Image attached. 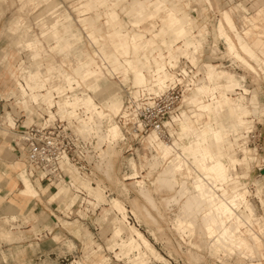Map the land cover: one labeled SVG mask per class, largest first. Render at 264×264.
Here are the masks:
<instances>
[{"label": "rangeland", "instance_id": "1", "mask_svg": "<svg viewBox=\"0 0 264 264\" xmlns=\"http://www.w3.org/2000/svg\"><path fill=\"white\" fill-rule=\"evenodd\" d=\"M55 1L56 3H58V7L50 6L49 4H46V3L35 5L32 2L27 3V4H22V2H20L19 0H0V57L2 53L5 54V52L7 51L8 57H9V65L10 66L13 65L12 66L13 69L15 68L14 67L15 61L19 59L18 62L21 67L19 78H21L22 80V82L20 81L19 83H17L16 87L13 83V80L11 79L8 80L7 85L0 81V90H9L10 88L15 87L13 91V95L17 97L18 99L25 97L23 101L22 99L21 101L25 103L27 102V105L31 107L29 104L32 103V101L30 99L31 96L29 97V94L31 92L39 91L43 87V89L41 90L42 93H45L43 96L46 98L47 96L48 97L51 96V98H47L48 100L46 98H44L43 100V96H38L37 100L39 103L37 107L39 108V110H42L43 112H45L46 110L44 109L45 107L50 108L53 104L52 91L58 92L59 95H62L65 91L71 92V94L68 95V97L69 96L70 97L65 102L64 100L66 98L63 97L58 103L60 104L62 102L65 108L62 107L60 109L59 107V109H56L54 107L51 110L52 115L49 114L50 120H53V118L55 117L54 114H59L60 116L69 118V116L72 115L71 113L72 111H74L73 113H75V109L79 107L83 108L82 106H84V104L86 103L84 104L82 103L84 101L86 102V99H87L86 97L88 96H89L88 98L93 101V105H96L99 108L103 109L99 105V103L95 101L93 96L87 92L88 85L90 86V84L94 80V79H91V80L89 79L90 78L89 74L91 73L92 78L102 77V73L99 70L87 69V67H89L90 65H93V63L90 64V61L94 60L101 67L107 81L116 82L119 85L120 93L123 95L122 97L123 104L128 105V103H130L128 102V98L131 97V98H134L133 99L134 101L136 100L134 102L135 105L137 103L140 106H143V103L148 101L147 100L148 95L147 93L142 94V92H139L137 96H134L133 94L130 93L132 90H135V88H133V84L131 83L133 79V73L131 71L132 69L131 68L129 69L128 64L125 62V58H121L118 63H115V60L113 59L104 61V59L101 56V55H104L103 52L111 53L112 51V47L109 45L107 39L104 41L101 40L100 43L92 44L87 37L89 33L93 32V30L90 28V25L89 24L83 25L81 22L78 23L76 21L77 14H79L76 7H79L81 5L83 6L86 5V3L89 2V0L87 1L84 0L81 3H79L80 0H55ZM116 1L118 0H115L114 2ZM151 1H155V0H151ZM182 1L181 0L177 1V3L179 4L175 10H178L181 4L182 6L181 8L191 15L190 21L192 24V28H197L201 30V31L200 30L198 31V33L201 32L200 33L201 35L192 36L193 41L196 42V39L198 38L196 36H199V38L204 39L205 43L203 41H200L198 48L195 43L193 47L194 52L191 53V55H189L186 48L182 46V41H181L173 46V48L171 49V52L173 55H176L178 54V52L181 51V52H185V54L190 56L191 62L197 67L196 71L199 72L197 74V85L199 81L203 78L204 71L206 70V66L208 64L213 63V64H218L219 67L223 70H231L233 72L235 71L239 73L241 77H243L242 81L246 83V90L243 88L240 89L239 86H236L235 89H233V91L228 93V96L230 97L231 100L233 101L236 100V98L240 96L241 93L244 94L241 96H245V97L252 95L253 92L257 93V95H255L256 100H253V99L252 100L249 99V100L253 101L254 104L259 106L261 112H260V116L254 119L253 122H251V125H250L251 127H249V129H246V127H242L244 125H247L245 123H242L241 125L236 126V124L233 122L231 118H227L224 123H222L219 120V123L218 122L216 123V128L215 127L213 128L214 131L220 133L222 140H223V144H224L226 139L223 134V129H225L226 125H230L232 127H235L236 129L242 127L235 131H228L226 135L227 139H229V141L233 143L232 149L229 151V155H226L224 153V147L217 145L215 141H213L214 139L212 137H210V140L207 143L202 142V144L209 146V148H211L212 151L218 157H220L225 163H228L229 157L233 155L237 157L239 160H241V162L245 161V158H246L247 164H248L247 167L243 169V168H240L239 164L235 166L234 171L231 175V180L228 181L227 184L224 185L225 186L224 190L219 191V193L220 194L222 193L224 197H229L234 192H236L239 188L243 189L245 187L247 189L248 198L256 206L257 216L248 218L246 221L239 223L238 227L240 230V228L246 225L253 226L255 227L254 228L255 230L253 229L255 231L254 233L258 235H255L254 233H253L254 235H251L255 241L254 242L253 240H251L252 243L251 241L241 242L242 240L240 239V235H239L240 232H238V234L233 238L234 241H238L240 243V245L235 246L234 249L240 254L244 255L245 257L246 256L248 257V261L244 260L242 263L235 261L234 264H264V238L263 236L259 234V232H261L262 234L264 232V202L262 203L256 194L257 189H261V196L264 199V176H263L264 175V112H263V116L261 117L262 105L264 107V73H262V71H264V58L260 56L264 54V52L257 53V50H259L260 48H263L262 47L263 43H262V40L259 39L254 44H251L250 39H248V42L251 46L252 45L256 46V47L252 46L255 54L251 58L248 57L247 55H244L243 51H240L241 50L239 47L241 43L240 39L236 41L234 37L232 36V34L229 32V27L228 25H226V21L224 20L222 13L223 11H227V13L230 14L232 21L237 27V29H238V26H237L238 24H236L237 19L239 20L238 23H240L242 16L238 12L235 13L231 9V6H229L226 0H212L213 11H210V9L205 4V2L203 1L200 2V4L202 5L203 11L201 10L202 13L201 11L198 12L197 17H193V18H192L193 13L191 12V8L192 6H195V5H196L195 7H198L195 0L193 1L191 0L192 2L190 3V5L195 2L194 5L192 4L191 7L190 5H187L188 1H185V2H182ZM242 1L245 2L246 4V0H242ZM254 1L255 0L251 1L252 7H254ZM37 2H39V0H37ZM122 5H124V2L121 3L120 6ZM118 7H117V11L119 12L121 18H123L124 22L126 23V26L130 33L133 32L130 29H133L134 31H142L147 37H150V33L146 29L151 28L150 23L152 22L154 24H158L159 20L157 21V19H154L153 21H151L150 19H147V18H155L161 14L163 15L164 13V17L162 18V24L159 27V30L154 33V34H157L156 37L154 38L161 39L162 35H168L166 40H164L167 43H170L171 40L176 38L175 37L176 35L173 34L174 31L172 33V29L170 28L167 30L165 29L166 23L168 21L170 20L174 21L178 18L176 16V11L175 10L173 11V9L170 6H166V8H164L163 11L161 12H157L156 14L155 12H153V14L151 13L147 15L145 18H141V19H137L138 14L136 12H132L134 15V18L132 19V13L127 12L129 10H126L124 13H122L120 12V9ZM111 11H112V7H105V6L99 7L98 5L94 11H91V13L96 12V13L102 14V13H108ZM66 12L71 15L73 20H75L74 23L77 27L80 24V27L84 28L83 34L79 35L83 41L81 46H79L76 40H72V43L75 45V48L78 46L79 49L81 50V52H78V54H80L79 58H82L81 60H83L81 69L86 68L85 70L82 71L83 76L82 75L80 76L81 78L80 80L74 77H70L69 75L62 74V73H69L73 75L79 64L78 62H82L81 60L74 62L75 60L74 50L75 49L74 50L72 49L68 53V56L72 60L71 61L66 60L65 58H67V55L65 52H60L59 50H51L50 47H48L46 40H44L40 36V34H37L40 31V28L35 25L36 19H39L42 17L45 19H48L50 17H52L53 19H57L63 13H66ZM172 13H173V16L171 15ZM17 14H21L23 16L24 20L26 21V22L24 21L23 23H25V25L31 28L33 33H35L41 39L44 45V49L43 50L40 49V53L37 56H35L36 54L33 53L32 58L30 57L32 54L30 50H34L35 47L39 44V40L37 39V37L30 35V38L32 37L33 38L30 39L31 43H28L29 45H27L25 44L26 42L25 38L27 36L26 35L25 37L23 36L22 44L23 42L24 44L22 46L20 44V37H19L18 31L13 30V33H9L11 31L7 30L9 22ZM205 16L208 19L207 25L205 24V22H202L201 20L197 19V18L203 19L205 18ZM221 21L224 24L230 36L232 37V39L234 40V42L236 43L241 54L245 56V58L251 64L255 66L258 73L250 71L246 67H244L243 64L240 63L238 59H236V57H234V54L232 53L230 54L227 51L224 41L222 39L219 40L217 38V26H218V22H221ZM102 22L103 20L97 21V22L94 21L95 25H97V28H99L100 30L99 33H101L104 37H106V33L108 30L103 26ZM90 23H93V22H90ZM205 25L207 27H205ZM163 26L165 28H163ZM189 27H190V24H189ZM250 28L251 27H248L245 29L246 34H244V37H247L248 33H250V35L254 34V31ZM202 33L204 34L207 33V36H204V35L202 36ZM92 34L96 35L95 31ZM257 34H259V32H257ZM50 43L54 45L53 42H50ZM102 44H105L103 47L104 48L103 51L101 50ZM205 44H210V45L204 48L203 56L200 57L199 56L200 48L205 46ZM212 44H214L216 49H213L214 47H212ZM134 45L135 47H137L135 41H134ZM147 46H148V43L143 44L144 48H147ZM161 49L162 51H165L166 48L165 46H163L161 47ZM151 50L152 49L149 47L147 51H143L142 53H147L148 55H150ZM176 51L178 52L176 53ZM153 53L156 54V52H153ZM164 55H166V52L164 53ZM86 56H88L89 58L88 57L86 58ZM211 56L214 58H211ZM230 58L234 59L237 63L235 64L231 63L232 59ZM63 59H65V62L63 61ZM3 64L7 66L6 62ZM3 64L0 63L1 68ZM133 64L140 67L143 64V61L141 62L134 61ZM157 66L164 67L165 60L160 61V63H158ZM126 68L129 71L128 81L126 83H123L125 81L124 72ZM148 68H149V64H148ZM155 68H156V65L153 68V70ZM169 68L170 70H173V71L177 70L178 68L180 69V67H177V69H173L168 66V69ZM38 69L41 70V72ZM111 71L116 73L114 75L115 77L113 78L111 77V75H109V72ZM25 72H27V74L29 75L28 77ZM59 72H62V73L59 74ZM179 72L181 73V71ZM85 73L86 74L89 73V74H87L86 76ZM141 74L140 73L136 74V79H135L136 85L138 84L141 85L143 83L145 76L144 74L143 76ZM139 76H141L140 78H142V80L139 79ZM149 79H151V77ZM70 80L75 81V82L73 81V86H70L68 84V81ZM209 83H212L211 86L216 87L215 95L219 98L222 91L225 90L224 87L227 84L226 80L219 79L215 81L214 79L212 82H209ZM42 84L44 85L42 86ZM21 86L24 88V91L21 89ZM112 88L114 87L112 86ZM109 89H110V86H107L106 90H109ZM92 90L93 92L103 91L102 87L99 86V84H96L95 86H93ZM196 93L197 92L195 89L191 93L187 94L185 96V102L182 103V105H181V99H182V96H181L178 99L179 102L175 106L177 110L174 113L171 112L170 107H167V110H166L167 112L163 119V122L165 125L164 126L165 135L169 137L167 133V129H166L169 126H170L169 129H171L175 133L173 134L172 138L171 137L166 138L165 141H169V143H172L178 137L177 123L176 122L172 124L167 123L169 120H171V118L178 117L182 115V113L188 112L189 110L195 112L194 111L196 109L195 103L194 104L190 103V99ZM5 96L7 97V95ZM74 97L76 98V101L78 98L79 99L76 102V104L73 105V102L75 101ZM197 97H198V100L207 102L208 98L210 97V94L200 93L199 95H197ZM72 98L74 99L73 102L71 101ZM111 102L115 103L116 101H111ZM62 103L60 105H62ZM67 103L69 104L67 105ZM12 104L14 105L15 108H17V110L20 111V108H21L20 105L22 104L19 105V103L18 104L15 103L14 98L12 100ZM70 105L71 106L73 105L75 108L72 106L73 107L72 109ZM201 105H198L197 108L200 107ZM112 107H113V104L111 105V108L109 110H105V109L103 110L111 114L112 119L121 127L124 133V136H125V139L118 143V146H119V147L117 146L118 152L116 156H114V164H113L112 169L110 170L109 168H105L107 167L106 165H108V162L106 158L102 159L100 152H101V149H105L106 144L104 143L103 140H101V137L99 138V135L94 134V133H90V134L87 133V136H86V133H81L82 136L94 138L93 139L95 142L94 144L96 148L98 147V150H100V152L98 151L94 156L89 158V162L90 161L92 162V166L89 169V171L82 172L79 170V168L75 164L66 165L67 172L68 174L70 173L69 174L70 179L68 180V183H64V182H61V183L66 184L72 190H75L76 188L80 186V185L79 186L77 185L78 183L83 185L84 186L83 188L85 190H88V193L91 195L90 196L91 198L89 199L93 201L92 205L96 204L95 206H98V207L95 210H93L92 206L87 204L86 199H83L82 204L80 206H78L79 204L76 202L71 208V211L63 212L62 211L63 205L60 203V207L58 209L59 211L54 213V216L59 217L57 219L59 221L58 224H60L56 230L59 231L58 233H60L61 237L63 238V239L61 238L56 239V240H61L63 244V247H62L63 251H62V257H61L62 260L60 263L61 264H83V263L84 264H224V263L230 264L232 260H229V259L226 260L225 259L226 257L223 258L224 256H227L228 251L224 250L225 252H223L222 248L224 247H221L222 245L220 243H218L220 246L219 248V246H216V244L213 245L212 243L208 242L215 234L217 235V233L220 238L222 237V234L220 233L221 227L217 226L218 229L213 230L215 232L212 233V235L213 234L214 235L213 236L210 235L211 232L210 233L208 232L209 227H206L207 226L206 223L204 224V221L201 220L197 216V214H195L198 210L197 208H196L197 210L193 213V211L195 210V208L193 207H191L190 210L192 209L191 212L195 214L196 219H192V220H195L196 222L192 221L191 219L189 221L188 217L192 215L190 214L191 212L189 211V215H188L187 213L188 211L186 210L187 209L186 207L184 209L180 208V207L186 206L184 202L186 198L189 196L188 191L185 192L186 194L182 195V193L184 192L181 191L182 190L181 184L179 185L176 183L171 184L169 183L170 182L169 179L165 180L169 184H166V182L164 183V180H162V183L160 180L161 184H158L159 182L156 181L159 172L163 169L162 164L166 163V161L178 155L180 152L174 155V151H172L171 152L172 155H169L166 158L165 157L163 158L161 156V148H163L162 145L164 144H161L159 147H156V148L150 147L151 148L150 149L148 148V145H147V139L138 141L137 139H134L131 136L127 137L125 133V129H124L127 127L123 128L122 120L119 121V117L118 116L115 117L118 114L119 109L117 112L112 111ZM132 107L134 108V104ZM86 108L87 106L85 105V107L83 108V111H85ZM208 108L209 110L207 113L212 112V113L218 114L216 111H214L211 108L210 104L208 105ZM61 110L62 111L64 110L66 113L64 111L62 112ZM242 110L245 111L244 109ZM83 111H82L83 115L74 114L76 115L75 119H77V117H80L81 119L84 118V113H86V111L85 112ZM3 116H5V114ZM2 117L0 118V122H2V119H3ZM70 117L74 118L75 116L72 115ZM248 118L251 119L253 117L249 116ZM78 120L80 119L78 118ZM128 123H129L128 125H132V121ZM95 135H97L98 137ZM12 138L13 137H11L10 140ZM97 142L99 146L97 145ZM180 143L183 144V146L189 145V143H191V145H194L195 141L194 139L190 141L187 138V139L180 141ZM197 145H198V142H197ZM212 146L216 147L217 150L215 151L212 148ZM244 146L250 147L248 149H252V150L249 151L245 148L247 152L242 153L241 148H244ZM254 148L256 149V151ZM152 153L158 154L161 157L158 156L159 157L158 160L160 161V163L158 162L157 163L159 165L155 163V165L157 166L154 165L155 166L154 167L152 163H150V165L153 166L152 167L149 165L151 167L150 168L148 165L146 166L145 164L147 162L149 163V161L152 159L153 157ZM254 154H256V160L252 162L254 159ZM144 156L148 158L145 161V163H144V160H145ZM194 157L195 156L186 157L187 161L189 162L188 168L190 169V171L189 172L184 171L182 174H179L176 177L180 181L185 180L186 181L185 184H187L189 187L192 186L193 179L197 178L201 174L198 170L197 165L194 162ZM160 158H162V161ZM132 162H134L137 165V168L139 169L138 171H140V173H138L139 177H137V179L143 180L145 182V186L148 192L147 194H149V195H146L148 199L144 197L145 193H143L144 195L141 194L142 193L140 191L141 189L138 190V188L134 186V184L131 183L134 179H125L127 175H130L132 173V168L130 166ZM105 169L107 171L110 170L108 171L109 173H107ZM160 185H164L167 188L161 187ZM82 192L83 194H81V196L87 198L85 191L82 190ZM75 193L76 192H73L70 190L68 195H74ZM150 197L154 204H150L151 202L149 203L148 200L150 199ZM113 198H118L122 202L124 207L126 208V212L124 211L125 213H123L124 217L121 216L122 214L120 215L118 210L114 209L113 206L111 205V200ZM183 203H184V206L182 205ZM136 207H139V208H136ZM142 207L145 210L141 209ZM79 210L81 212H79ZM184 210H186L187 212H185ZM144 211H146V213H144ZM147 214L149 216H147ZM184 214L186 216H184ZM232 214L233 213H231L230 211L228 212V214H224L220 216L219 217L220 225L223 224L224 226H226L225 224L227 220L231 218ZM191 217L194 218V216H191ZM113 218H116L117 222L120 221L118 222V224L119 225L122 224V227H124V228H121L120 226V228L122 229V236L118 235V237H116V235H114L115 233L113 234L114 223L111 222ZM153 219L154 221H152ZM185 219L189 223L192 221V223L190 224H194L195 226L192 225L194 227H189L190 225L189 226L187 225L188 222H186ZM127 220L129 221V223L127 222ZM19 223L20 225H18V222L14 223L12 222V220L10 221L9 218H6V219L0 218V231H1L0 232V264H35L34 262L24 263L20 260L17 261L16 258L21 256L22 253L20 252L19 249L17 251V249L15 248V244H7V243L16 242L19 240L20 242H23V240L27 237V234L29 232L27 230L28 228H23L24 227L23 223L22 222H19ZM64 223H69L70 225L68 226L62 225ZM261 224H262V228H261ZM14 226L16 227L13 230ZM131 226H134L135 228H137L139 231L143 233V236L148 240L149 245H144L141 239H139V241L138 239L136 240L138 244L137 248H134V247L130 248L129 246L127 249V246L123 245L124 244L123 241L127 240L126 238H128L130 235L129 232H132L130 229H129L130 231L127 229L128 227L130 228ZM18 227L20 229H18ZM17 230H23V237L20 239L15 236L16 234L15 231ZM7 231L10 232L9 235ZM5 232L7 233L6 235H5ZM10 237L12 240L10 239ZM7 239H9V241ZM70 241L71 243H73L72 245L69 244ZM19 247L20 249H22L21 246ZM212 248H213L214 253H212ZM129 249L130 251H128ZM256 249H258L261 254L260 260L258 258L259 257L258 251ZM85 251H86L87 257L84 254ZM247 257L245 259H247ZM76 260L78 261L75 263Z\"/></svg>", "mask_w": 264, "mask_h": 264}, {"label": "crops", "instance_id": "2", "mask_svg": "<svg viewBox=\"0 0 264 264\" xmlns=\"http://www.w3.org/2000/svg\"><path fill=\"white\" fill-rule=\"evenodd\" d=\"M19 1L22 2V4H27L30 2H32L35 5L46 3V4H49L50 6H57L58 7V3H56L55 0H39V2H37V0H19ZM83 1L84 0H80L79 3L83 2ZM114 1L115 0H89V2L86 3V5H84V6L81 5L79 7H76V9L79 12V14H77L76 21L78 23L81 22L83 25L89 24L90 28L93 30V32L95 31L96 35H93L92 34L93 32H91L87 35L89 41L92 44H97V43H100L101 40L104 41L107 39L109 45L112 47V51H111V53L103 52L104 55H101V56L104 59V61L113 59V60H115V63H118L121 58H125V62L128 64L129 69L130 68L132 69L131 71L133 73V79H132L131 83L133 84V86L137 87V86L144 85L147 82H149L150 77L151 78L154 77L152 70L155 67V65L157 66L158 63H160V61L165 60L166 56L164 55V51H162L161 47L165 46V48H166L165 51L168 53L167 57L173 58V54L171 52V49L173 48L174 45H176L180 41L177 42L175 39H173L170 41V43H167L164 40H166L168 35H162L161 39L154 38V36H153L154 33L159 30V27L162 24V18L164 17V13H163V15L161 14L162 16L159 15L158 17H155V18H147V19H150L151 21H153L154 19H157V21L159 20L158 24H154L152 22V23H150L151 28L146 29L150 33V37H147L142 31H134L133 29H130L133 31L130 33L127 26H126V23L124 22L123 18H121L119 12L117 11V7L119 6L118 8L120 9V12L124 13L126 11L125 6L134 0H118L116 2H114ZM185 1H188L187 5H190V0H183L182 2H185ZM251 1L252 0H246V4H245V2L240 0V2L243 3V5L246 7V9L248 11L247 13H245L246 18L251 20V23L250 24L249 23L244 24V26H243L244 28H242V29L240 27L241 22L238 23V21H239L238 19L236 22V24H238L237 25L238 29H237V27L235 26V24L232 21L230 14L227 13V11H223L224 14L223 13L222 14H223V18L225 16V13H227L229 15L230 20H231L230 24L226 21L225 18H224V20L226 21V25H228V27H229V32L232 34V36L234 37V39L236 41H238L240 39L241 43L244 41H247V43L249 44L248 39H250L251 44H254L259 39L262 40V43H263L262 47L263 48H260L259 50H257V53H261V52H264V0H255L254 1V7H252ZM123 2H124L125 6L124 5L120 6L121 3H123ZM231 4H233V3L229 2V6H231ZM98 5H99V7L100 6L112 7V11L108 12V13H102V14L96 13V12L91 13V11H94ZM181 7L182 6L180 4L179 9L176 11V16L178 18H180L182 21L186 20V24L188 25V27L190 24V27L193 30L192 24L190 21L191 15L188 14ZM127 12L132 13L133 10H129ZM251 13H253V14H251ZM133 18H134V15L132 13V19ZM102 20H103V22H102L103 26L108 30L106 33L107 38L104 37L101 33H99L100 30H99V28H97V25H95V23H94V21L97 22V21H102ZM116 20H117V22H116ZM144 20H146V19H144ZM24 21L25 20H24L23 16L21 14H17L9 22L7 30L11 31L9 33H13V30L18 31V34L20 37V44L22 46H23V44H22L23 36L31 35V36L37 37V39L39 40V44L35 47L34 50H30L32 52L30 57L32 58L33 53H35L36 54L35 56H37L40 53V49H42V50L44 49V45H43L41 39L35 33H33L31 28L29 26L25 25V23H23ZM244 21L245 20H243L242 22H244ZM74 22H75V20H73L71 15L66 12V13H63L57 19H53L52 17H50L48 19H45L43 17L36 19L35 25L40 28V31L37 34H40V36L44 40H46L48 47H50L51 50H59L60 52H65L67 55V58H65L66 60H70V61L72 60L68 56V53L72 49L73 50L75 49L74 50V55H75L74 62H77L78 60L82 59V58H79L80 54H78V52H81V50L79 49L78 46L75 48V45L72 43V40H76L78 42L79 46H81L83 41L79 35L83 34L84 28H81L80 24L77 27ZM90 22H93V23H90ZM113 22H115V24ZM245 25H247V26H245ZM231 26L233 29L231 28ZM248 27H251L250 29H252L254 31V34L250 35V33H248L247 34L248 36L244 37V34H246L245 29ZM257 32H259V34H257ZM205 34H207V33H205ZM218 36H219V34H218V30H217V38H218ZM134 41H135V43L139 49L137 47H135ZM200 41L204 42V39H202V38L196 39L195 43H196L197 48H198V45L200 44ZM50 42H53L54 45H52V43H50ZM144 43H148L147 48L143 47ZM224 44H225V42H224ZM104 45L105 44L101 45L102 51L104 49L103 48ZM225 46H226V44H225ZM149 47L152 49L150 55H148L147 53H142L143 51H147V49ZM253 47H256V46H253ZM213 49H216L215 46ZM153 52H156V54H154ZM260 56L262 58H264V54H262ZM87 57L88 56H86V58ZM211 58H214V57L211 56ZM65 59H63L64 62H65ZM230 59H232V58H230ZM18 60L15 61V63H14L15 68L13 69L12 68L13 65H11V66L9 65L8 52L6 51L5 54L2 53V55L0 57V63L3 64L6 62L7 66H5L3 64L2 68L0 67L1 68L0 69V81L1 82H3L4 84L7 85L8 80L11 79V80H13L15 87H16L17 83H19L20 81L22 82L21 78H19L21 67H20ZM81 61L82 62H78L79 64L77 63L78 66H77L73 75H71L69 73H62V72H59V74L62 73L64 75H69L70 77H74V78H77L80 80L81 79L80 76L83 74L82 71L86 69V68L81 69V65L83 63V60H81ZM134 61H137V62L143 61V64L140 67H138L137 65L133 64ZM91 63H93V65H90L89 67H87V69L99 70L102 73V77L101 78H92L91 73L90 74L87 73L90 76V78H89L90 80L94 79L92 81V83L90 84V86L88 85L87 92L93 96L95 101L98 102L99 105L103 109L109 110L111 108V105L113 104L112 111L117 112L118 109L120 111V109L123 107V99H122L123 95L120 93L119 85L116 82L107 81L101 67L96 63V61L91 60L90 64ZM231 63L235 64L237 62L234 59H232ZM148 64H149V68H148ZM210 65H215L218 67V70L216 71V73H214L213 76L210 78V82H212L214 79H215V81H217L219 79H225L223 75L226 73V71H231V70H223L219 67L218 64H213V63L208 64L206 66V69H208V67ZM236 65H238V64H236ZM39 71L41 72V70H39ZM205 71H204V73H205ZM138 73H143L145 76V78L143 77L144 80H143V83L141 85L135 84L136 74H138ZM262 73H264V71H262ZM115 74L116 73L113 71L109 72V75H111L112 78L115 77L114 76ZM128 74H129V71L126 68V70L124 72L125 81L123 83H126L128 81ZM143 74H142V76H143ZM237 74L240 75L239 73H237ZM242 79H243V77H241V75H240V79L238 80L239 81L238 83L244 84V86H245L246 83L244 81H242ZM207 82H208L207 79H204L202 82L200 81L198 83V85H196L195 89H196L197 95H199L200 93L201 94H210L208 101L206 102V101L198 100V97L195 94L190 99V103H193V104L195 103V106H196V109L194 110L195 112L189 110L188 112L182 113V115H180L178 117H173L171 121L167 122L170 124L176 122L177 126H178V132H177L178 137L172 143L165 144L157 136H156L157 138L154 136H150V138L147 139L148 148H150V147L156 148V147H159L161 144H164V145H162L163 148H161V156L163 158L164 157L166 158L167 156L172 155L171 154L172 151H174V155L178 152H180L181 154L184 153V155H183V158H185V159H183L184 169L182 172L176 173L175 178L177 177V175L182 174L184 171L185 172L190 171V169L188 168L189 162L186 161L187 160L186 157L187 156H195L198 153V145H197V140H196L197 137L199 136V134L202 135V134L209 132L208 124H210L213 128L214 127L216 128V122H215L214 117L215 116L217 118L221 117V115L215 114L212 112L205 113V112L197 111L198 105H201V104L209 105L214 101H220L222 110H224V111L228 110V107H231L235 104H240L241 108L244 109L245 111L248 109V106H247L248 104L246 105V103H247L246 100L242 99L245 96H241L244 94L241 93L240 94L241 97L238 96L236 98V100H234V101L231 100L230 97L228 96V93L233 91V89H235V87L238 86L237 84L228 83L226 80L227 84L224 87L225 90L222 91V93L220 94V97L218 98L215 95L216 94V87L211 86L212 83H209V87H208ZM96 84H99V86L102 87V89H103L102 92H93L92 87L95 86ZM111 85L114 88H112ZM107 86H110L109 90H106ZM15 87L10 88L9 90H0V118H1V116L4 115L5 112L10 113L14 117H17L20 115V111L17 110V108H15L14 105L12 104V101L7 100V98H14L15 103H17V104L19 103V105L22 104V105H20L21 106L20 109L23 110V112L25 113V116L27 118H31L32 113L37 114V112H39V108L37 107V105L39 103L37 100L38 96H43L45 93H42L41 91L31 92L29 94V97L31 96L30 99H31L32 103L29 104L31 106V107H29L27 105V102L26 103L22 102L25 97L18 99L17 97H15L13 95V91H14ZM239 88L241 89L242 87L239 86ZM82 89H83V87H82ZM229 89H231V90H229ZM243 89L246 90V86ZM10 93H12V94H10ZM5 95H7V97ZM255 95H257V93L253 92L252 95L247 96L245 99L256 100ZM224 96L227 97V99H228L226 103L224 102V98H223ZM43 98H44V96H43ZM21 99H22V101H21ZM111 101H116V102L112 103ZM252 110H251V112H252ZM263 112H264V107L262 105L261 117L263 116ZM10 114H7V116L2 117L3 118L2 119L3 124L12 125L13 118ZM250 125L251 124H247V125H244L242 127H246V129H249V127H251ZM242 127H240V128H242ZM240 128H238V129H240ZM238 129H236L230 125H226L225 129H223V134H224L225 139H226L225 143L223 144V147H224V153L226 155H229V151L232 149V146H233V143L230 142L229 139H227L226 135H227L228 131H234V130H238ZM192 130H194L193 134H192ZM170 133H171V135H173L175 132H173L170 129ZM8 134L9 133L3 128V126L0 125V218L7 217L10 219V221L12 220L11 217L15 218L12 220V222H14V223L18 222V225H20L19 222H22L23 226H24L23 228H28L27 230L29 232L27 234V237L23 240V242H20V240H19V241L12 242V243H7V242L6 243L7 244H15V248L17 249V251L19 249L20 252L22 253L21 256L16 258L17 261L20 260L24 263L25 262H34L35 264H61L60 262L62 260L61 257H62V251H63L62 250L63 244H62L61 240H56V239H59V238L63 239V238L61 237L60 233H58L59 231L56 230L60 225V224H58L59 221L57 219L59 217L54 216V213L59 211L58 209L60 207V203L63 205V210H62L63 212L71 211V208L73 207V205L76 202L79 204L78 206H80L82 204L83 199H86L87 204L91 205L93 210H95L98 206H95L96 204L92 205L93 201L91 199H89V198H91L90 197L91 195L88 193V190H85L83 188L84 186L79 184V183L77 185L78 186L80 185V186L78 188H76L75 190H72L69 188V186L64 184V183H68V182H64V183L60 182L62 185L59 183L53 185L52 183L41 180L38 177L37 173L27 163L25 151L23 150L22 144L21 143H13V140L12 139L10 140V138L12 137L11 134H9L11 137ZM196 134H198V135H196ZM187 138L190 141L192 139H194V141H195L194 145H191V143H189V145L183 146V144L180 143V141L187 139ZM241 146H243V145H241ZM244 147L247 150H250V149H248L250 147H246V146H244ZM184 148L187 150L185 151ZM212 148L215 151L217 150V148L214 146H212ZM255 151H256V149H255ZM156 155H157V157L160 156L158 154H156ZM144 158H145V160H144V163H145V161L148 158L146 156H144ZM170 160L171 159L166 161V163H163L162 166L164 167ZM255 160H256V154H254V159L252 162H254ZM132 163H134V162H132ZM242 163H243L244 168H246L248 165L246 158H245V161H243ZM135 166L137 168L136 164H135ZM138 170L139 169L137 168V171ZM138 173H140V171H138ZM176 180L180 181L178 179H176ZM230 180H231V178H229L228 181H230ZM156 181L158 182V176H157ZM181 181H184V180H181ZM193 181H194V179H193ZM225 184H227V182L222 183L221 190H218V192L224 190ZM160 186L165 187L164 185H160ZM165 188H167V187H165ZM239 189H241V188H239ZM70 190L73 192H76V193L74 195H68ZM82 190L85 191L87 198L81 196V194H83ZM256 194H257L258 198L260 199V201L263 203L264 199L261 196V189H257ZM220 195L222 196V201L219 203V206H218L219 210H218V214H217L219 222H220V219H219L220 216H222L224 214H228V212H230V211H231V213H233L231 215V218H229L227 220V222L225 224L226 226H224L223 224L220 225V227H221L220 233L222 234L223 239H225V237H226V239L229 243L240 245V243L238 241L233 240V238L238 234V232H240L239 235H240V239L242 240L241 242H245V241L250 242L251 240L254 241V238H252L251 235H254V234L258 235L256 233H254L255 227L250 226V225H246V226H243L242 228H240V230L238 227L239 223L246 221L248 218H252V217L257 216L256 206L248 198V194H247V200L249 203L241 205V207L238 209L231 207L229 203L225 202V200L231 198L233 196V194L229 197H224L222 193ZM221 204L223 205V207ZM79 212H81V211L79 210ZM62 225L68 226L70 224L64 223ZM15 227L16 226H14L13 230L15 229ZM261 228H262V224H261ZM21 231L23 232V230H21ZM259 234L261 236H263V238H264V232H263V234L261 232H259ZM251 243H252V241H251ZM69 244L72 245L73 243H71V241H70ZM18 245L21 246L22 249H20V247ZM97 245H99V244H97ZM256 250L258 251V256H259L258 258L260 260L261 254H260L258 249H256ZM84 254L87 257L86 251ZM5 258H6V256H5ZM77 261L78 260H76L75 263Z\"/></svg>", "mask_w": 264, "mask_h": 264}, {"label": "bare ground", "instance_id": "3", "mask_svg": "<svg viewBox=\"0 0 264 264\" xmlns=\"http://www.w3.org/2000/svg\"><path fill=\"white\" fill-rule=\"evenodd\" d=\"M177 1H180V0H155V1H151V0H134V1L130 2V3H128L126 6L125 5L124 6H125V10H133V12H136L138 14L137 15V19H141V18H145L147 15H149L151 13L153 14V12H155V14H156L157 12L163 11V9L166 8V6H170L173 9V11H174L177 8L178 4H179V3H177ZM192 1L190 0V3ZM202 1L205 2V4L210 9V11H213L212 0H195V2H196V4H197L198 7H195L196 5L195 6H192V4L194 5L195 2L190 5V6H192V8H191V12L193 13L192 18L193 17H197L198 12H200L202 10V5L200 4V2H202ZM226 1L228 2V4H229V2L230 3H233V4H231V9L235 13L236 12L240 13L241 16H242L241 18L243 20H245L244 21L245 23L241 21V25H240L241 29L244 28L243 27L244 24H246V23H249L250 24L251 23V20L247 19L246 16H245V13H247L248 11H247L246 7L243 5V3L240 2V0H226ZM175 11H177V10H175ZM202 11H201V13H202ZM173 13L171 14L172 16H173ZM204 15H205V13H204ZM224 18L230 24L231 20H230V17H229V15L227 13H225ZM197 19L198 20H201L202 22H205L206 25L208 24V19H207L206 16L203 19H201V18H197ZM116 22H117V20H116ZM113 23L115 24V22H113ZM206 25H205V27H207ZM245 26H247V25H245ZM163 28H165V27L163 26ZM169 28L172 29V33L174 31L173 34L176 35L175 36L176 37L175 39H177L176 41L177 42L178 41H180V42L182 41V46H184L186 48L187 52L189 53V55H191V53L194 52L193 51V47H194V44H195V42L192 39V36H194V35H201L200 34L201 32L198 33V30L199 29L193 28V30H192L186 24V20L182 21L181 19H178V18L176 20H174V21L173 20H170V21H168L166 23V28L165 29L167 30ZM231 28H232V26H231ZM217 30H218V34L220 36V37L218 36V39L219 40H221V39L224 40V42L226 44L227 51L230 54L231 53L234 54V57H236V59H238V61L240 63H242L245 67H247L248 70L257 73V70H256L255 66L253 64H251L245 58V56H243L241 54V52H240V51H243L244 55H247L250 58L255 54L253 48L247 43V41H244V42H242L240 44L239 47H240L241 50L239 51V48L237 47V45L235 44L234 40L232 39V37L230 36V34L228 33V31L226 30V28H225L224 24L222 23V21L221 22H218ZM154 35H155L154 37H156L157 34H154ZM203 35L204 36H207V34L202 33V36ZM26 36L27 37L25 38V41H26L25 44L29 45L28 43H31L30 42V39H32L33 37L30 38V35H26ZM196 37L199 38V36H196ZM205 41H207V40H205ZM23 44H24V42H23ZM208 45H210V44H205V46H203L202 48H200V54H199L200 57L203 56L204 48L207 47ZM212 47H214V44H212ZM165 52L166 51H164V53ZM177 52L178 51H176V53ZM195 52H196V50H195ZM167 55H168V53L166 52V55H165L166 56L165 57V66L164 67L163 66H156V68L153 70L154 77H152L149 80V82H147L144 85L137 86V87L133 86V88H135V90H132L130 92L131 94H133L134 96H137L138 93L141 92V91H146L149 94H160L162 92H166V90L169 88L170 84H172L176 80H179L180 81V78L179 79L177 78V75L175 74V71L170 70V68L168 69V66L171 67V68H173V69H177V67H180V69L182 70V73L185 75V74H187V71H186V66L188 65L187 62H190L193 65L194 70L192 71L191 74H189L187 76V78L185 80L186 91L182 95L181 105H182V103L185 102V96L187 94L191 93L196 88V85H197V74L199 72L196 71L197 70L196 65H194L191 62L190 56H188L187 54H185V52H181L180 51V52H178V54L173 55V58H169V57H167ZM193 57H194V55H193ZM195 58H197V57H195ZM189 67H190V65H189ZM217 70H218V67L217 66L210 65L208 67V69H206V71H205V73L203 75V78L200 81L202 82L204 79H207L208 80L207 83H208V87H209L210 78L213 76L214 73H216ZM27 72H25V73H26V75L28 77L29 75L27 74ZM140 77L141 76H139V79L142 80V78H140ZM224 78L227 80L228 83L237 84L238 86H240L242 88H244L246 86V85L244 86V84L238 83L239 82L238 80L240 79V75H238L235 71L234 72L233 71H226V73L224 74ZM73 81L74 80L68 81V84L70 86H73ZM43 85L44 84H42V86ZM69 85H68V87H69ZM22 86H21V89L24 91V88ZM42 89H43V87H42ZM41 90H39V91H41ZM70 90H71V88H70ZM229 90H231V89H229ZM21 93H23V92H21ZM70 94H71V92L65 91L62 95H59L58 92L52 91L53 104H52V106L50 104V106H51L50 108H48V107H45L44 108V109H46L45 110V113L48 115V120L49 121H53V120H55L57 118H60L61 120L66 121L68 123V126L71 127V128H73L74 132L78 135L79 138H81L85 142H87V141L91 142V146H92V149H93V153L90 154V155L88 154V157L89 158H91L92 156H94L98 151L100 152V150H98V147L96 148V146L94 144L95 142L93 140L94 138L82 136L81 133H86V136H87V133L88 134L94 133V134L99 135V138L101 137V140H103L104 143L106 144L105 149H101L100 155L102 156V159L103 158H106L107 159L108 165L105 164L107 166L105 168H109L111 170L112 167H113V164H114V156H116V154L118 152V150H117L118 143L121 142V141H123L125 137H124V133L122 132L120 126L112 119V116H111L110 113L102 110L101 108H99L96 105H93V101L91 99H89L88 98L89 96L87 95L88 97H86L87 98L86 99V102L84 101L82 103V104L86 103V104H84V106H82L83 108L85 107V105L88 108V110H87V108L85 109V111L87 110L88 113H87V111H86V113H84V118L81 119L80 117H77V119H75L76 118V115H83L82 114L83 108L79 107V108L75 109V113H73L74 111L71 112L72 115L75 116L74 118L73 117H70L72 115H70L69 118H66V117L60 116L59 114H54L55 117L53 118V120H50L49 114L52 115V111L51 110L54 107L56 109H59V107H60V109L62 107L65 108V106L63 105L62 102L61 103H62L63 106L60 105L61 103L60 104H58V103H59V101L63 97L66 98L64 100V102H65L70 97V96L68 97V95H70ZM44 98H46V97H44ZM44 98H43V100H44ZM47 98H51V96L50 97L47 96ZM223 98H224V102L226 103L227 100H228L227 97L224 96ZM245 98L246 97H243L242 99L246 100V102H247L246 105L248 104L247 105L248 106V109L246 111H243L242 110L240 104H235V105H233L231 107H228V110H225L224 111V110H222L220 101H214V102H212L210 104L211 105V108L214 111H216L219 115H221V117H218V118L216 116L214 117L215 122L216 123L217 122L219 123V120H220L222 123H224L227 118H231L233 120V122L236 124V126H239L242 123L251 124V122H253L254 119H256L257 117L260 116L261 110H260L259 106H257L256 104H254L253 101H251L249 99H245ZM78 99H77V101H78ZM73 100L74 99L72 98L71 101L73 102ZM77 101H76V98H75V101H74L75 103L73 102V105L76 104ZM79 101H81V100H79ZM47 102H49V101H47ZM45 103H46V101H45ZM68 104L69 103H67V105ZM73 107H72V109H73ZM207 108H208V105H204L203 104V105H201L200 107L197 108L198 109L197 111L207 113L208 110H209V108L208 109ZM65 110H67V109H65ZM251 110H252V112H251ZM85 111H83V112H85ZM55 112H56V110H55ZM67 112H69V111H67ZM4 114H5V116H7V114H10V113L5 112ZM74 114H76V115H74ZM121 114H122L123 117H125V120H126V117H127V109H126V105L125 104H123V107L120 109V111L118 112V114L116 115V117L117 116L119 117V115H121ZM249 116H251L253 118L249 119L248 118ZM12 118H13V116H12ZM78 118L80 120H78ZM171 120H172V118H171ZM171 120H169V121H171ZM13 122H14V118H13ZM13 122H12V125L3 124V122H0V125L3 126V128L9 134H11V136H13V134H14V131L11 130V127L13 126ZM125 122H124V126L122 125L123 128L127 126ZM254 124H255V122H254ZM221 125H223V124H221ZM208 128H209V132H207L205 134H202V135L199 134V136L196 139L197 142H198V146H199L198 149L199 150H198L197 155H195V157H194V162L197 165L198 170H199V172L201 174L196 179H194L192 186L189 187L187 184H185L186 183L185 180L184 181H177L176 180L177 178H175V176H174L176 173H180L184 169V162H183V159H185V158H183L184 153L183 154L179 153L178 155H176V156H174V157L171 158V160L159 172V174H158L159 181L158 182H159V184H161L162 183V180H164V183H165L166 182L165 180L166 179H169L170 180L169 183H171V184H174V183H176L178 185L181 184V188H182L181 191L184 192V193H182V195L186 194L185 192L188 191L189 196L186 198V200L184 202L186 206H184V203H183L182 205L184 207H180V208L181 209L182 208L184 209L186 207L187 208L186 210L188 212L186 210H184V211L187 212L188 215H189V211L190 212L192 211V209L190 210L191 207L195 208V210L193 209L194 210L193 213L198 209L197 210L198 213L196 212L195 214H197V216L201 220L204 221V224L206 223V225H207L206 227H209V231L208 232L209 233L211 232L210 235H212V233L215 232L213 230L214 229H218L217 226H220L219 220H218V217H217V214H218V210H219L218 209L219 203L222 201V196L219 194L218 190H221L220 187H221L222 183L228 182L229 178H231V175H232V173H233L234 168H235L236 165L239 164L240 165V168H243V169H244V166H243L241 160H239L234 155L229 157V162L227 161L228 163H225L220 157H218L212 151L211 148H209V146H206V145H203L202 144V142H206L207 143L210 140V137H212L214 139L213 141H215V143L217 145H219L221 147L223 146V140H222V137H221L220 133L214 131L213 127L210 124H208ZM166 129H167V133H168L169 137L172 138L173 135H171L169 127H167ZM193 131L194 130H192V134H193ZM97 135H95V136H97ZM196 135H198V134H196ZM150 136H154V137L157 136V137H159V139L163 143H165V144H168L169 143V141H165V139L166 138H169V137L166 136L165 133H161V132H159V130H156V129L150 131L146 136H143V138H141L140 141L145 140V139H148V138H150ZM97 145H98V142H97ZM184 150L186 151L187 149L184 148ZM249 151H251V149ZM241 152L242 153H246L247 152L246 149H245V147L244 148H241ZM152 159L150 160L151 162L148 160L149 163L147 162L148 164L146 163L145 165L146 166L147 165L149 166L150 163H152L153 166L155 165V163L157 165H159L158 163H160V161L158 160V157H157L156 154H153ZM161 161H162V159H161ZM65 163H66V165L67 164L74 165L68 159H66ZM104 163H106V162H104ZM145 165H144V167H145ZM152 165H150V166H152ZM157 165H155V166H157ZM130 166L132 168V173L130 175H127L125 177V179H134L131 183L134 184V186H136L138 188V190L141 189L140 190L142 192L141 194L145 193V196L144 197H146V195H149V194H147L148 192H147V188L145 186V182L143 180L137 179V177H138V171H137V168H136L135 164L134 163H131ZM110 170H108V171H110ZM108 171L106 170L107 173H109ZM160 180H161V183H160ZM169 183L166 182V184H169ZM146 199H148V198L146 197ZM148 201H149V203L151 202L150 204H154L153 201L151 200V197H150V199ZM225 202L229 203L230 206L233 207V208H235V209L240 208L241 205H243V204H248L249 202L247 200V190H246V188L238 189L236 192L233 193V196L231 198L225 200ZM111 205L113 206L114 209L118 210V212L120 213V215L122 214L121 216H123V213L126 212V208L124 207V205L122 204V202L118 198H113L111 200ZM154 207H155V205H154ZM136 208H139V207H136ZM141 209H143V207ZM143 210H145V209H143ZM185 212H183V213H185ZM144 213H146V211H144ZM193 213L191 212L190 214H192L191 216H194V218L191 217V216H189L188 217L189 219L187 218L189 221H190V219L191 220L192 219H196L195 214H193ZM147 216H149V215L147 214ZM184 216H186V215L184 214ZM6 218L7 217H4L3 219H6ZM11 219L13 220L15 218H12L11 217ZM152 221H154V219ZM185 221H186V219H185ZM192 221H195V220H192ZM192 221L190 223H192ZM111 222L114 223L113 234L115 233L114 235H116V237H118V235L119 236H122V229L121 228H124V227H122V224L121 223H120L121 225L118 224V222H120V221L117 222V219L116 218H113V220ZM127 222L129 223L128 220H127ZM186 222H188V221H186ZM190 223L189 222L187 223L188 226L190 225L189 227H194L195 226L194 224H190ZM192 225H194V226H192ZM120 226H121V228H120ZM127 229L128 230L130 229L132 231V232H129L130 235L128 234L129 237L126 238L127 240L123 241L124 244L122 243L124 246H127V249H128L129 246H130V248H132V247L137 248V245H138L137 242H136L137 239H138V241H139V239H141V241H143L144 245H149L148 240L143 236V233L141 231H139L137 228H135L134 226H131L130 228L128 227ZM7 232H8V235H9L10 232L9 231H7ZM15 232H16L15 236L18 237L19 239L23 237V232L21 230H17ZM6 234L7 233L5 232V235ZM12 235H14V234H12ZM217 235H218V233H217ZM217 235L215 234L213 237L211 236L212 238L210 239L209 242L212 243L213 245L216 244V246H219L218 243H220L222 245L221 247L226 248V249L222 248V250H223V252H225L224 250L228 251V254H227L228 257L227 256H224L223 258L226 257L225 258L226 260L227 259L232 260V262H230V264H234L235 261H238V262H241V263L244 260L245 261L246 260L248 261V257L247 256H246L247 259H245L246 257L244 255L240 254L239 252H237L234 249V247L237 246L236 244H231V243H229L227 241L226 237H225V239H226L225 240L222 237L220 238L219 235L218 236ZM11 237H10V239H11ZM7 238H8V236H7ZM219 238H220V240H219ZM7 240L9 241V239H7ZM139 243H141V242H139ZM219 248H220V246H219ZM128 251H130V249ZM212 253H214L213 252V248H212ZM210 254H211V252H210ZM217 256H218V254H217ZM223 263H224V261H223Z\"/></svg>", "mask_w": 264, "mask_h": 264}, {"label": "built area", "instance_id": "4", "mask_svg": "<svg viewBox=\"0 0 264 264\" xmlns=\"http://www.w3.org/2000/svg\"><path fill=\"white\" fill-rule=\"evenodd\" d=\"M187 63V74L184 75L180 69L174 70L180 81L176 80L170 84L166 92L149 94L146 91H141L142 94L147 93L148 95V101L143 103V106L137 103L135 105L136 100L128 98L130 103L126 105V120L122 114L119 115V121L122 120L123 126L126 121L127 128L124 129L127 137L131 136L139 141L155 129L165 133L163 119L167 107H170L172 113L176 112L175 106L179 102L178 99L186 91L185 80L194 70L193 65L190 62ZM7 100L12 101L13 98H7ZM31 115V118H27L23 110L20 109V115L13 116L14 122L11 130L14 131V134L12 140L13 143L22 144L27 163L41 180L53 185L68 182L70 178L66 169V159L75 164L80 171H89L92 162H89L88 154L93 153L91 142H85L79 138L73 128L60 118L49 121L48 115L42 110ZM131 121L132 125H128V122Z\"/></svg>", "mask_w": 264, "mask_h": 264}]
</instances>
